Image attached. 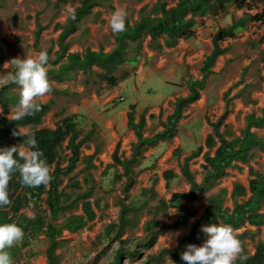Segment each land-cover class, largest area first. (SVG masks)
<instances>
[{"label": "trees", "instance_id": "obj_1", "mask_svg": "<svg viewBox=\"0 0 264 264\" xmlns=\"http://www.w3.org/2000/svg\"><path fill=\"white\" fill-rule=\"evenodd\" d=\"M68 3L69 0H58L56 7ZM97 6H99L97 0H82L81 6L75 10V18L69 16L68 24L64 27L60 37V54L56 65L63 61L62 59L67 54L69 46L66 44V40L68 37L77 31L78 26ZM231 6H234L237 10L246 11V13L243 18L236 20L228 28L220 29L215 35L214 50L206 59L202 68L205 78L201 82L190 86L189 97L178 100L175 112L168 118L162 133L149 140L140 138L139 142L133 146L132 158L129 160H123V156L119 155L121 147L119 145L112 157L114 168H108L101 176V183L103 184V178L107 180L110 177L111 170L115 169L111 175L113 183L115 185L123 183L122 197L118 201L120 208L118 218L106 225L101 235L103 241L109 242V246L122 241V237L128 230L137 228L144 211L152 216L145 228L147 237L143 243L138 245L142 250L120 248L114 262L111 264H122L124 257L129 262L144 260L143 264H167L168 261L186 264L181 259L180 254L186 250L187 245L196 244L199 246L207 238L206 234L201 231L202 225L209 223L229 224L235 231L240 230L247 223L257 228L264 226V213H262L264 207V174L251 168L249 188L247 189L240 183L234 186L233 209L225 208L227 192L222 191L209 200V207L205 215L193 224L187 235L179 239L178 246L175 249L163 248L157 254L143 257L144 251L152 250L162 235L181 230L188 225L191 218L195 217L196 211L186 206L187 203L195 202L200 195L211 191L219 180L227 176V170L233 168L235 162L249 164L254 158L255 151L264 152V138H259L256 133L251 131L252 128L264 129V109L261 117H257L255 114L247 117V128L242 132L241 137H235L228 125H225V131L221 132V127L230 114L229 107L224 115L212 124L214 134L208 139V147L213 149L217 143L216 139L219 140L220 147L214 157L209 154L205 155L204 179L201 184L196 183L194 175L190 172L189 162L199 157L202 149L199 148L186 160L185 165L182 167V173L191 186L188 194L174 193L170 201L160 200L157 206L151 207V202L157 197L155 187L158 179L156 177L152 179V187L143 189L139 197L135 198L131 194L137 184V177L146 171V169L136 171L142 165L146 148L156 147L159 142L171 141L177 136L179 122L183 118L185 110L199 99L200 91L205 89L206 79L212 74V68L217 59L231 52L230 48L222 49V43L230 39H237L238 33L248 30L252 24L264 30V0H180L178 8L167 13L164 20L156 23L151 19H147L145 22H141L135 30L126 28V31L115 36L118 46L113 53L105 55L94 54L89 51L83 57L77 54L70 55L68 56V63L62 65L59 70H48L51 82L49 94L54 97L59 96L61 92L53 87V83L61 84L69 81L72 78V72L76 69H81L84 72L85 79L83 82L86 86L95 85L97 81H100L114 87L121 78L127 77L126 73L121 77L115 76V72L122 64L127 62L128 42L139 40L143 34L142 30L152 33L154 37L167 35L175 39H189L195 35V17L227 14ZM189 15L192 16L190 19L187 18ZM37 22L36 49H38L41 32L45 29L39 18ZM259 44H264V36L260 38ZM94 67H98L104 72L97 73L94 71ZM261 80L264 81V77ZM20 91V87L13 83L0 87V105L3 109L0 112V149L16 146V144H21L23 147L28 134L34 133L38 141V147L43 152V158L51 166L53 178L48 185L42 184L38 187H30L21 183L18 172L13 173L8 185L9 197L12 202L10 205L0 208V223H16L24 231L23 240L14 244L8 250L12 258V264H24V260L35 257L25 251L30 249L33 241L40 236H45L47 240L45 252L47 264H60L58 251L68 245V241L63 239L64 232L77 234L85 228H91V224L97 220L96 210L101 212L103 217L105 210L108 208V205L103 203V197L97 196L98 193H106V190L103 186L100 188L94 175L84 173L85 176L81 181L79 180L81 174H76L81 161L82 147L87 142L93 141L95 133L90 132L85 135V132L79 129L76 117L64 114L56 115L55 128H41L45 118L56 104L55 99L43 103L37 98L36 102L40 105L39 111H35L19 121L11 120L6 115L10 109H17ZM98 95H101V91H98ZM226 101L229 105L227 95ZM130 119H134L133 113L130 114ZM20 129L27 130V132L21 130V135H19ZM229 138L232 140H229ZM66 152H69V154L66 155ZM99 152L100 149H97L92 157L86 159V162H89L86 165L87 172L91 173L95 169L93 161L97 158ZM65 163L67 165L63 167ZM119 167L123 169V172L118 170ZM164 178L169 189L171 182L176 178V174L172 171L166 172ZM248 192L250 193L249 197ZM239 198L243 200L241 203L238 201ZM169 208L178 210L177 220L172 224L159 226L157 221L159 214H166ZM24 210H32L34 212L33 216L29 217L23 212ZM78 210H82L81 215L74 214ZM67 214L70 215L67 216ZM61 218H64V222L58 223ZM252 236L254 235L244 234L239 235L238 238L243 245L244 241L247 238H252ZM105 251L103 250V252ZM234 264H264V240L256 245L253 255L237 258Z\"/></svg>", "mask_w": 264, "mask_h": 264}, {"label": "crops", "instance_id": "obj_2", "mask_svg": "<svg viewBox=\"0 0 264 264\" xmlns=\"http://www.w3.org/2000/svg\"><path fill=\"white\" fill-rule=\"evenodd\" d=\"M3 1L4 0H0V7H4L1 6V3ZM81 1L82 0L75 1V3H77L78 5L75 7L74 11L81 6ZM97 1L99 2V6L95 7L92 10L91 14L87 16L84 21L78 26L77 31L71 34L66 40V44H68L69 49L65 57L62 59L63 61H61L57 65L56 62L58 61L60 54V37L63 33L64 27L68 24L70 16V14L64 9L69 4L73 5V0H69L68 4L61 7H56L58 0L53 3L52 7L55 9L54 12L56 14L58 13L59 16L61 15V12L64 14L63 17H60L64 19L62 21L55 20L50 21L49 23H44L42 20V11L36 12L34 16L27 15L26 20L33 21V30H31L32 37L30 36V42L26 45V48L29 51L35 53H39V51L47 49L50 60L48 70H59L62 65L68 63V56L70 55L77 54L83 57L89 51L93 52L94 54L108 55L113 53L117 49L118 42L115 36H117L118 34H113L109 26L111 13L116 9L123 8L127 11V28L135 30L141 22H145L147 19H151L156 23L164 20V16L167 13L177 9L180 4V0ZM233 11L239 12L242 10H237L234 6H231L227 14L219 16L206 15L203 17H195V35L189 39H175L172 37H168L167 35L154 37L152 33H149L146 30H142L143 34L141 35L139 40L135 42H128L127 62L122 64L115 72V76L121 77L124 73H126L127 77L121 78L118 84L114 87H110L107 83L100 81H97L95 85L86 86L83 82L85 79L84 72L81 69H76L72 72V78L69 81L61 84L53 83V87L61 92L59 96L54 97L51 94L47 93L45 94V96L47 98L50 96L47 101H44L42 97L39 98L43 103H48L51 99H55L56 101L55 106L51 110V112L54 111L52 118L53 121L51 122V125H44L45 120L51 113L50 112L45 118L44 123L42 124V126L44 127L41 126V128H55V123L57 122L56 115L64 114L66 116H75L79 129H82L85 132V135L90 132L95 133L93 141L87 142L82 147L81 161L76 170V174H81L79 176V180L83 181V178L85 176L84 173H88L89 175L93 174L101 188V176L107 171L108 168H114V161L112 157L119 145L121 146L119 155L123 156V160H129L132 158L133 146L139 142L140 138L149 140L164 131V125L167 123L168 118L174 114L175 106L178 100L186 99L187 97H189L190 86L194 83L201 82L205 78L202 73V68L206 59L212 54L214 50L215 35L220 29L228 28L232 25L233 22L243 18L244 14L246 13V11H242V16L234 18ZM191 17L192 16L189 15L187 18L190 19ZM38 18L40 19L41 25L45 27V29L41 32L38 49H36L35 35L36 31L38 30ZM229 18H231V20ZM220 20H222V23H220V27H218L217 22H219ZM252 25H250V27ZM246 31H240L238 33L237 39H230L228 41L238 40L240 33ZM2 32L3 31L0 32V69L4 68L3 65L8 61L15 59L10 52V50H12L15 46L11 44L13 42H11L9 38L5 37ZM48 34H51L52 39L48 41L47 45H44L45 37H48ZM260 38L258 40H255L254 42H248V47L252 50V52L259 54V61L261 63V66H264V52H257L260 47H262L261 51H264V44L258 45ZM226 43L227 41L222 43L221 48H230L231 50V47L229 45L224 46ZM5 48H8V50H5ZM230 53L220 56L217 59L214 67L212 68V74L206 79L207 84L205 89L200 91L199 99L196 102L192 103L185 110L183 118L179 122L177 136L174 137L171 141L159 142L156 147L146 148L143 154L142 165L140 168L136 169V171L139 172L140 169H146V171H144L137 177V184L138 178L142 175H146L147 181L144 185H142L141 188H138L139 192L133 195L132 193L137 189L136 184L134 190L131 192L132 196L137 198L140 196V193L143 189H150L152 187L151 182L154 177L158 179V183L155 187V193H157V197L154 201L151 202V207L154 208L155 206H157L160 200H165L166 202L170 201L174 193L188 194L191 186L183 176L182 167L185 165L186 160L189 159L194 152L198 151V149L201 148V155L189 162V169L190 172L194 175L197 184H201L203 182V165L206 164L204 157L208 154L211 157H214L216 155L217 149L220 147V142L218 139H216L217 143L213 149H210L208 147V139L214 134L212 124L216 123L224 115L226 109L228 107L230 108V114L228 115L225 124L221 127V132L223 133L225 131V125H228L235 137H241L242 132L247 128L248 116L254 114L257 117L262 116V110L264 109V106L260 109L258 114L245 113L243 128L240 130V133L238 135L234 133L232 122L233 119L239 114V112L249 110L250 108H254L259 105V102L257 101V91L259 90L261 84L264 83V81L261 80L264 77V71H262L261 74L257 76V79L247 78L248 71L249 69H251L253 62L256 60V58H258V56H255V59H250L249 64L246 63L247 65L245 66L244 70L240 74V78L238 79L239 82L236 83V85L232 84L230 90L221 95V99H216V97L211 94V90L207 89L210 82L215 81L216 79H220V75L223 73V67L225 66V60L224 63L222 61L220 62V60L228 57ZM16 58H21V56L17 54ZM232 62H234V60H232ZM216 68L218 69L217 74ZM94 71L97 73L104 72L98 67H94ZM178 71L183 74L181 82L173 80ZM163 75H165V79L161 78ZM146 82H149V84H151L150 89L148 90V93H151L150 95L154 93V90H158V88L159 90L164 91L168 90L169 88H171L172 90L179 89L180 91L174 92L173 95H167L164 103L159 106H152L147 104L143 107L142 103H140L138 99H134V102L130 103L127 108L118 109L116 108V105L112 106V109L110 108V105L116 104L118 100L124 101L123 94L126 90H128L127 88H125L128 84L132 85L133 90L135 88V91L138 92V86L144 85L146 84ZM98 91H101V95H98ZM232 92L234 93L232 94ZM226 95L227 100L229 101V105L226 101ZM101 108H106L105 111L110 108V111L102 112ZM132 113L134 119H130V114ZM80 119H83L87 122L85 128L81 127L79 121ZM195 119H199L202 124L199 132L200 140H197L196 147L189 151L187 148H185L184 145L188 144V141L192 139L193 133L191 132V130H189L186 136H183L185 137V140L182 141V139L180 138V129L181 127L192 122ZM257 130L264 129L252 128L251 131L258 135V133L256 132ZM258 137L264 138L260 137L259 135ZM109 138H111L110 142ZM229 140L232 139L229 138ZM161 143H166V146L160 150L158 149V146ZM97 149H100V152L97 158L93 161L95 169L92 170L91 173L87 172L86 165H88L89 162L87 163L86 159L88 160L89 157H92ZM258 152L259 151H255L254 157ZM68 154L69 152H66V155ZM200 159L203 162L201 163L202 173L201 177L197 179L193 172V166L194 161ZM251 162L249 164L235 162V166L227 170V176H229L230 170L240 173L241 171H243L242 167L246 165L249 166L250 180V169H254L250 166ZM66 165L67 163H65L63 167H65ZM118 170L120 172H123V169L121 167H119ZM112 171H115V169H112L111 172ZM171 171L176 174V178L171 182L170 188L168 189L164 174ZM97 173H99V177L96 176ZM111 177L105 180V184L108 187L106 193L101 192L97 194L98 197H103V203L107 205L108 197H111L115 194V191L111 190H116L119 186H121L120 189L122 190L123 187V183L115 185L112 181L113 177ZM226 177L219 180L218 184L211 191L199 196L198 200L201 197L212 192V195H210V197L207 199V207L199 219H201L205 215L206 210L209 207V200L211 198L219 195L222 191H226L227 197L229 196V189L220 188V186L222 185V180ZM176 179H178V182L176 185H174L173 182ZM147 182L148 185L146 184ZM179 183H184L186 187L185 192L178 191ZM234 186L231 197L234 192ZM216 188L220 189L218 190V192H213ZM167 191L170 192L169 197H166L164 195V193H166ZM249 196L250 193L248 192V197ZM121 197L122 192L120 191V195L116 200V206L118 207V209H120L118 206V201ZM242 201L239 202L241 203ZM192 203H187L186 206L193 208L190 205ZM225 208H227L226 203ZM172 209L176 210L178 217V210L175 208H169L166 214L160 213L158 218L161 216L167 217L169 211H172ZM145 214L150 217L146 224L152 219V216L148 214L147 211H144L138 226L140 225V222ZM193 218H191L190 220H192ZM246 225L251 226L248 223Z\"/></svg>", "mask_w": 264, "mask_h": 264}, {"label": "rangeland", "instance_id": "obj_3", "mask_svg": "<svg viewBox=\"0 0 264 264\" xmlns=\"http://www.w3.org/2000/svg\"><path fill=\"white\" fill-rule=\"evenodd\" d=\"M57 0H4L1 3L0 7V32L3 31V35L11 40V44H13L15 47L10 50L11 54L13 55V58H16V55L19 54L21 58H25L26 56H35L38 53L31 52L26 48V45L30 42V36H31V30H33V21H27V15L28 16H34L36 12L42 11V20L44 23H49L50 21L59 20L62 21L64 19L60 18L63 17L64 14L61 12V15L54 12L53 3ZM76 0H73V5L69 4L65 7L64 10L67 11V9H75V7L78 5L75 3ZM243 15L242 11H233V17L238 18ZM54 19V20H53ZM231 20V18H229ZM220 23H222V20L217 22V26L220 27ZM223 25V24H222ZM264 35V30L257 28L256 26L252 25L250 29L246 32H241L239 39L236 41H227V43L224 46H230L231 47V53L228 57L221 59L224 63L225 60V66L222 70L223 73L220 75V79H216L215 81L210 82L207 89L211 90V94L216 97V99H221V95L226 93L230 90L232 84L236 85V83L239 82L240 74L244 70L245 66L249 64V60L254 58L255 56H258L256 60L253 62V65L251 66V69L248 71L247 78L257 79V76L261 74L262 71H264V66H261L260 63V57L258 53L252 52L251 49H249L248 42H254L255 40H258L261 36ZM32 37V36H31ZM51 34H48V37H45L44 45H47L48 41H50ZM1 41V39H0ZM262 47L257 52H264L261 51ZM264 48V46H263ZM5 50H8V48H5ZM10 59V58H9ZM234 60V62H232ZM9 62V61H8ZM7 62V63H8ZM247 63V64H246ZM5 65V64H4ZM3 65V66H4ZM11 67L9 68H1L0 74H7L10 72ZM218 69L216 68V74ZM221 71V72H222ZM256 73V75H255ZM183 74L178 71L175 78H173L174 81L181 82L182 81ZM162 79H165V75L161 77ZM236 81V82H235ZM149 82H146L144 85H139V91H135V88L133 90L132 85L128 84L126 90L123 94L124 101L118 100L116 104L110 105V108L112 109V106L116 105V108H127V106L134 102V99H138L140 103H142L143 107L147 104L152 106H159L164 103V100L166 99L167 95H173L174 92H179V89L172 90L169 88L168 90H154V93L150 95L151 93H148V90L150 89ZM257 98L259 105L254 108H250L249 110L240 111L239 114L233 119V128L234 133L238 135L240 133V130L243 128L244 125V116L245 113H259L260 109L264 106V83L261 84L259 90L257 91ZM234 92H232L233 94ZM231 94V96H232ZM50 97V96H49ZM45 95L42 97L44 101H47L49 99ZM110 108L106 110V108H101L102 112H109ZM2 109V107H0ZM3 110V109H2ZM17 109L12 108L10 109L9 113L6 115L8 118L10 117L11 111L15 112ZM53 112L49 114L47 119L45 120V126H50L51 122L53 121ZM80 124L82 128L86 127L87 122L83 119H80ZM201 122L199 119H195L192 122L184 125L180 129V138L182 141H184L187 132L191 130L193 133L192 139L188 141V144L184 145L185 148H187L189 151L194 149L197 145V140L199 139V132L201 128ZM44 127V126H42ZM26 132V130H22ZM260 137H264V130H257L256 131ZM111 141V138H109V142ZM16 146H19L16 144ZM160 146V147H159ZM158 146V149H162L166 146V143H161ZM201 163L202 160H195L194 166H193V172L195 174V177L198 179L201 177L202 169H201ZM251 167H253L256 171L264 173V153L258 152L254 159L252 160ZM243 171L240 173L237 171L230 170L229 176H227L225 179L222 180V185L220 188L229 189V196L227 197L226 207L233 209L234 208V200L231 197L233 186L235 183H241L245 187H249V166L244 165L242 167ZM114 171L110 172V177L113 174ZM99 173L96 174L97 177ZM146 175H142L138 178V184L137 189L132 194H137L138 188H141L142 185L145 184L147 181ZM178 182V179H176L173 184L176 185ZM148 185V182L146 183ZM179 192H185L186 187L184 183H179ZM102 186L105 188V190H108L107 185L105 184V178H103V184ZM121 186L117 187L115 191V194L113 196H109L107 203L109 205L108 209L104 212V216L102 217V213L97 212V220L91 224V228H85L83 231L77 233V234H70L69 232H64L63 239L68 241V245L58 251V255L60 256V264H111L114 262L115 256L120 250V248H124L125 250H142L140 247H138L139 244L143 243L146 239V234L144 231L146 222L150 219V217L145 214L140 222V225L131 230L128 231L123 237L122 241L114 243L112 246H109L108 241H103V238H101V235L104 231V228L106 225L110 224L111 222H114L117 220L118 216V207L116 206V200L117 197L120 195V189ZM220 188H216L213 192H218ZM166 197L170 196V192L164 193ZM212 195V192L210 194H207L203 197H201L198 201L190 204L196 211V217L189 221L187 227L173 233H167L160 237L158 243L156 246L150 250V251H144L143 257L146 258V256L151 254H157L161 249L163 248H170L174 249L178 246L179 239L187 235L195 221H197L202 214L204 213L206 207H207V199ZM239 201H242L239 199ZM24 213L28 215L29 217H32L34 212L32 210H24ZM82 213L81 210H78L77 212H74L76 215H80ZM264 213V208H263ZM70 214H67L69 216ZM177 212L176 210L172 209V211H169V214L167 217H159L158 218V224L161 226L163 224H171L176 220ZM64 222V218H61L58 223ZM177 233H179V236H177ZM237 235H244L249 234L252 238H247L244 241V244L242 245V253L241 257L251 256L255 253L256 245L261 242L264 239V226L262 227H251L249 225H246L244 228H241L240 230L236 231ZM122 242V243H121ZM169 245V246H168ZM109 247L106 251L105 249ZM47 249V240L45 236H40L37 239L33 241V245L30 249H27L25 252H28V254H32L35 257H33L30 260H24V264H47V258L45 256V252ZM103 250L105 252H103ZM103 252V253H102ZM144 260H137L134 262H129L126 257L123 258L122 264H143ZM167 264H179V263H172L171 261H168Z\"/></svg>", "mask_w": 264, "mask_h": 264}, {"label": "clouds", "instance_id": "obj_4", "mask_svg": "<svg viewBox=\"0 0 264 264\" xmlns=\"http://www.w3.org/2000/svg\"><path fill=\"white\" fill-rule=\"evenodd\" d=\"M67 12L73 19L75 18L74 9L69 8ZM127 15L123 8L111 13L109 26L113 34L126 31ZM48 62V51L43 49L35 56L15 58L3 66L11 67L14 71L0 74V87L13 83L21 89L17 110L11 111L9 117L11 120H22L25 116L40 110L37 98L51 91ZM18 134L21 135V130ZM16 172L19 173L21 183L30 187L48 185L53 178L51 166L43 158V152L38 147L34 133L28 134L23 147L20 144L0 149V208L12 202L8 185L13 173ZM201 231L206 234L205 241L199 246L188 244L186 250L180 254L186 264H234L237 258H242V242L231 225L209 223L202 225ZM23 237L24 231L18 224L0 223V264H12L8 250L21 242Z\"/></svg>", "mask_w": 264, "mask_h": 264}]
</instances>
